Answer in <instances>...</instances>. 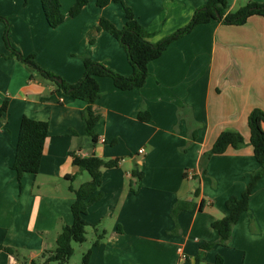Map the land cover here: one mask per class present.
<instances>
[{
    "label": "crops",
    "instance_id": "0c3cea01",
    "mask_svg": "<svg viewBox=\"0 0 264 264\" xmlns=\"http://www.w3.org/2000/svg\"><path fill=\"white\" fill-rule=\"evenodd\" d=\"M206 1L125 3L151 33L149 40L157 42L186 25ZM248 1L264 3L227 0L228 10ZM60 2L65 19L52 28L40 0H0L11 45L24 55L34 54L40 66L67 83L82 76V54L131 75L123 46L108 31L96 28L101 17L122 28L121 5L99 7L96 0H87L71 17L68 12L75 0ZM4 28L0 21V106L7 101L0 116V264L41 263L42 252L55 249L61 225L72 223L75 194L70 186L78 188L90 179L72 163L74 155L120 159L117 166L101 169L102 196L85 214L88 223L97 224L96 238L104 232L98 244L95 238L86 249L89 264H194L201 244L218 238L211 222L227 214L226 199L240 195L249 173L259 167L249 144L247 117L253 108L264 111V19L254 15L240 25L214 20L197 25L148 63L140 88L119 90L111 78L98 77L96 143L85 132V102L55 90L51 81L9 56ZM142 105L150 112L147 122L137 118ZM180 105L188 106L198 123L197 137L187 146L186 122L177 117ZM23 115L47 121L48 137L38 172L23 173L19 183L11 166ZM224 129L238 131L245 144L212 155L203 173L199 158ZM135 163L143 177L132 192L129 179ZM194 176L199 179L195 197ZM178 198L191 200L192 208L181 210L175 221L170 214ZM251 219L257 231L250 229ZM176 223L178 229L172 232ZM218 256L221 264H264V177L250 194L248 212L232 226L228 243L214 244L199 264H217Z\"/></svg>",
    "mask_w": 264,
    "mask_h": 264
},
{
    "label": "trees",
    "instance_id": "16d2710c",
    "mask_svg": "<svg viewBox=\"0 0 264 264\" xmlns=\"http://www.w3.org/2000/svg\"><path fill=\"white\" fill-rule=\"evenodd\" d=\"M27 0H25L26 2ZM42 9L52 28L60 25L65 16L61 11L60 0H40ZM110 2H116L121 5L124 12L125 22L122 28L116 27L105 17L99 18L97 30H106L114 36L123 46L128 62L132 67V74L125 76L108 68L102 62L93 60L88 54H82L84 70L82 76L75 83H67L61 76L40 66L35 59L34 54L24 55L19 49L13 47L9 40V22L6 17L0 15V21L4 22L3 41L6 48L10 51L9 56L26 65L29 69L35 71L41 78L51 81L55 85V90H61L64 94L80 99L85 102L81 111L82 119L85 124V132L91 138L93 143L97 142L98 135L95 132V126L100 120V116L94 111V104L100 97V86L98 77H110L114 86L123 91L140 88L144 85L148 75V63L158 58L162 52L176 39L192 31L197 25L208 23L212 20L226 25H240L254 15L261 16L264 19V3L257 1H248L235 11L228 10L227 0H207L203 5L197 7L186 25L178 28L174 33L163 39L152 42L149 40L150 32L142 26L133 9L125 3V0H96V5L103 7ZM87 0H75L70 7L68 15L76 16L86 5ZM33 75H30V78ZM7 108V101H3L0 106V116ZM178 119H184L188 129L189 145L197 137L198 123L194 120L190 109L186 105H180L177 108ZM137 118L141 122L150 120V112L142 105L138 111ZM248 127L250 129L249 144L253 148V154L259 167L249 173V180L246 187L240 195H230L225 206L227 214L211 222V227L216 230L218 238L214 242H205L201 244L198 254L195 257V263L202 261L206 250L214 244L226 245L230 240L232 226L238 221L241 214L248 212L249 199L253 188L258 181L264 177V111L260 108H253L247 117ZM48 137V123L43 120H35L23 115L20 121L19 133L15 144V155L12 163V169L16 172L18 182H21L23 173H37L40 167L44 143ZM245 144L243 136L235 130L224 129L215 139L212 146L203 152L199 158V168L206 173V165L212 155L223 153L228 147L238 149ZM186 146L182 150H186ZM119 158L103 159L101 157L90 155L80 157L74 155L72 163L80 170L86 171L90 179L79 185L78 188L70 189L75 194V199L71 204L72 223L62 224L61 230L56 238V247L54 250H44L42 252L43 261L41 263L32 262L31 264H49L57 262L58 264H69L68 260L74 252L72 242L82 243L85 241L86 227L91 225L95 229L97 224H90L85 219V214L92 203L101 198L102 192L100 186L102 183V168H111L119 164ZM187 173H184L186 176ZM143 177V172L139 169L137 163L131 170L129 179V189L136 192L138 183ZM196 186L192 192L193 197L199 193V179L194 176ZM203 206V200L200 209ZM192 201L178 198L172 207L171 217L176 221L177 214L184 209H191ZM178 225L172 232H176ZM250 229L257 231L254 219L250 220ZM104 232L97 234L95 244L103 238ZM2 248V247H1ZM6 251L14 253V250L3 247ZM90 250L82 254L80 264H89ZM217 264H221V258L217 257Z\"/></svg>",
    "mask_w": 264,
    "mask_h": 264
},
{
    "label": "rangeland",
    "instance_id": "374dc122",
    "mask_svg": "<svg viewBox=\"0 0 264 264\" xmlns=\"http://www.w3.org/2000/svg\"><path fill=\"white\" fill-rule=\"evenodd\" d=\"M35 74H37L35 71H33ZM110 78V77H109ZM85 178L88 177V173L86 171L83 172ZM83 178H79L77 182H81ZM85 181V180H83ZM78 184H75L77 186ZM93 226L89 225L86 227V239L82 243L78 242H72V246L74 249L73 254L69 258L68 262L69 264H80L81 257L84 252H86L87 248L91 246L92 241L96 238L95 231L93 230ZM53 264H58L57 262H52Z\"/></svg>",
    "mask_w": 264,
    "mask_h": 264
},
{
    "label": "built area",
    "instance_id": "2783aa9c",
    "mask_svg": "<svg viewBox=\"0 0 264 264\" xmlns=\"http://www.w3.org/2000/svg\"><path fill=\"white\" fill-rule=\"evenodd\" d=\"M143 152H144V149L141 148V149L139 150V153H143Z\"/></svg>",
    "mask_w": 264,
    "mask_h": 264
}]
</instances>
